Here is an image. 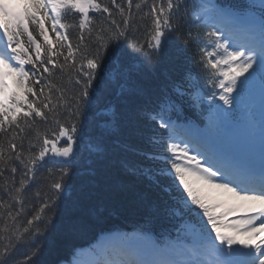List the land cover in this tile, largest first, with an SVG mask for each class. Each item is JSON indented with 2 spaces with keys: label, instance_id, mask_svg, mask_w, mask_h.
<instances>
[{
  "label": "snow or ice",
  "instance_id": "snow-or-ice-1",
  "mask_svg": "<svg viewBox=\"0 0 264 264\" xmlns=\"http://www.w3.org/2000/svg\"><path fill=\"white\" fill-rule=\"evenodd\" d=\"M133 3L134 0H126V5L110 0L121 18L118 23L112 18L110 7L100 0H0V134L5 137L0 140V264H34L39 253V238L53 223L56 201L67 188L65 180L76 159L77 141L87 134L82 107L92 103L93 85L105 63H119L122 56L136 52L148 63L156 62L168 38L180 34L188 15L186 0H152L151 3L140 0L135 3L137 13L148 7L147 15L151 16L150 39L141 42L132 35ZM90 10L101 15L107 13L108 26H98L97 20L90 17ZM62 13L79 14L82 18L76 26L80 30L87 29L89 39L94 37L89 45L81 31L75 46V53L80 56L79 67L68 35L57 31L58 27H73L61 23ZM195 19L203 18L195 16ZM45 20L50 22L57 42H62L61 48L68 49L64 63L52 59L62 53L52 51L54 45ZM30 21L38 26L39 35L47 44L46 61H41V45L29 31ZM205 23L208 30L202 37L194 39L189 28L183 34L182 43L185 49L194 44L198 48L201 68L211 70L208 83L223 90L219 99L233 108L257 80L264 94V14L259 22L258 41L252 30L241 40L214 23ZM22 32L27 33L30 44H35V60L30 56L25 58L28 50L19 40ZM69 61L77 73L78 94L65 96L63 91L57 90L59 96L55 101L45 96L47 102L41 101L39 105L29 99L30 96L38 98L35 85L40 84V79L36 77L43 78L44 73L52 75L48 65L63 71ZM37 62L41 63L42 71L36 67ZM26 64L33 66L30 71L25 70ZM224 66L227 70H223ZM217 76L222 79L217 80ZM45 86L49 91L53 87L51 81H46ZM39 91L44 95L43 86ZM234 92L236 96L232 95ZM180 104L179 100L163 98L147 114L160 146L150 158L163 165L156 175L171 180L170 187L179 193V200L194 218L193 242L164 246L154 242L146 245L128 242L110 257L93 264H264V120L258 166L253 158L197 134V151L204 149L202 163L197 156L190 155L191 141L175 142L178 134L170 113ZM61 106L68 121L55 118ZM49 114L55 118L56 129H34L35 118L47 121ZM21 122L36 133L35 143L29 141L27 148L23 138L18 139V132L24 131ZM53 176L58 178L51 179ZM45 182L51 190V195L46 197L39 190L33 191ZM37 199L39 205L35 203ZM218 208H226L228 212L243 211L245 216L225 224L215 211ZM225 228L228 231L222 230ZM20 248L28 251L17 259Z\"/></svg>",
  "mask_w": 264,
  "mask_h": 264
},
{
  "label": "trees",
  "instance_id": "trees-1",
  "mask_svg": "<svg viewBox=\"0 0 264 264\" xmlns=\"http://www.w3.org/2000/svg\"><path fill=\"white\" fill-rule=\"evenodd\" d=\"M100 2L110 7L112 18L120 23L118 10L110 4V0ZM117 2L126 5V0ZM138 2L140 0H134L133 3L132 35L145 42L150 39L151 16L147 15L148 7H143L137 13L135 3ZM148 2L151 3L152 0ZM192 2L193 0H186L188 15L183 21L180 34H173L168 38L156 62L148 63L140 53H130L122 56L119 63L106 62L99 72L93 85L95 92L92 103L82 107V119L87 134L77 141L76 159L65 180L67 188L56 201L53 223L39 238V253L34 258V264H57L103 230L142 227L151 231L164 227L166 230L177 227L193 229L194 218L179 200V193L170 187L171 180L166 176L156 175L163 165L150 157L160 150L156 143L159 137L154 134L155 129L147 119L150 110L161 99L166 98L167 91L171 89L169 98L174 102H181L171 113L181 114L177 117L179 119H193L199 124L203 123L202 107L194 103L192 91L213 86L208 83L211 70L201 68L199 51L195 44L185 49L182 43L183 34L189 28L194 39L202 37L208 30L205 25L203 27L191 21ZM89 15L97 20L98 26L106 28L110 23L107 13L101 15L90 10ZM80 18L82 17L77 13H62L61 23L73 27L57 28L61 35L67 34L73 44L77 67L80 56L75 53V46L81 31L86 43L91 45L94 42V37L89 39L87 29L80 30L76 26ZM46 28L54 45L52 51L62 53L52 59L57 63H64L63 57L67 55L68 49L61 48L62 42H57L56 33L52 31L50 23ZM29 30L35 41L41 45V61H46L49 50L43 37L39 35L38 26L31 24ZM22 43L28 50L25 58L30 56L35 60V44H30L28 36ZM32 67L31 64H26V71H30ZM36 67L41 68V63L37 62ZM48 67L52 75L44 73L43 78L36 77L40 79V84L35 85L38 98L30 96L29 99L39 105L41 101L47 102L45 96H50L55 101L59 96L57 90L63 91L65 96L78 94L79 88L75 85L77 73L71 67V61L63 71L52 65ZM46 81H51V91L45 86ZM42 86L44 95L39 91ZM179 93L183 95L180 96ZM55 118L69 120L62 106ZM55 118L51 114L47 121L36 117L34 129L55 130ZM21 128L24 131L18 132V139L23 138L27 148L29 141L35 143L36 133L33 128L25 127L23 122ZM4 139V135L0 134V140ZM60 143L63 144V140ZM57 178L53 176L51 179ZM37 190L44 197L51 195L48 182L33 189L34 192ZM35 203L39 205L40 200L37 199ZM27 251V248H20L16 258H23Z\"/></svg>",
  "mask_w": 264,
  "mask_h": 264
},
{
  "label": "rangeland",
  "instance_id": "rangeland-1",
  "mask_svg": "<svg viewBox=\"0 0 264 264\" xmlns=\"http://www.w3.org/2000/svg\"><path fill=\"white\" fill-rule=\"evenodd\" d=\"M229 29V28H228ZM228 31V30H226ZM230 32H233L234 30H229ZM231 34V33H230ZM235 34L237 35L236 38L242 39L241 35L238 31H235ZM244 97H247L246 100H244V105L248 107L249 115L247 119L240 123L234 125V128L230 129V124L225 123L224 117L226 116L229 106L228 105H221V107H217L215 110L214 117L211 118V130L215 132V134H218L221 136V139L224 141L222 145L228 146L231 150L238 153H249L251 155V158H253L257 164L259 165L260 162V132H261V123L262 120H264V109H262L260 106L264 104V94L261 92L259 81L255 82L253 85H251L245 92ZM236 96V95H234ZM224 115V117H223ZM178 126H176V132L178 135H181L182 133L178 131ZM184 130H187L184 128ZM193 136L198 137L199 135H204L203 132L199 131L198 129L190 130L189 131ZM176 143H180L178 139L175 140ZM220 145V146H222ZM190 155H196L194 152H190ZM201 161H203L202 156L198 157ZM227 212L226 219L229 222H236V217L238 216L239 219L243 217H239V214L244 215L245 213L243 211H235V212H228L226 208H223ZM238 221V220H237ZM257 225H259V221H257ZM112 238L115 236L114 239L121 240L124 243H128L133 240H137L134 234H124V233H112ZM144 237V236H141ZM111 238V239H112ZM127 238V239H125ZM145 238V237H144ZM146 238L149 239V241L152 243L154 242L152 238L147 236ZM133 239V240H132ZM113 241V240H110ZM148 241L147 239H144V242ZM148 241V242H149ZM144 242L141 241L140 245H144ZM82 260H79L77 262L73 263H79ZM71 263V264H73Z\"/></svg>",
  "mask_w": 264,
  "mask_h": 264
},
{
  "label": "bare ground",
  "instance_id": "bare-ground-1",
  "mask_svg": "<svg viewBox=\"0 0 264 264\" xmlns=\"http://www.w3.org/2000/svg\"><path fill=\"white\" fill-rule=\"evenodd\" d=\"M139 236H144V235H141V234H138ZM144 237H147V235L145 234V236ZM111 240V237H108V236H105V237H102V238H100V242L101 243H109V242H111L110 241ZM133 240V239H132ZM132 243H137V244H141V241L140 240H133V241H131ZM88 250H89V248H83V249H81L80 250V253H88ZM79 260H81V259H78V261ZM73 264H77V263H73Z\"/></svg>",
  "mask_w": 264,
  "mask_h": 264
}]
</instances>
